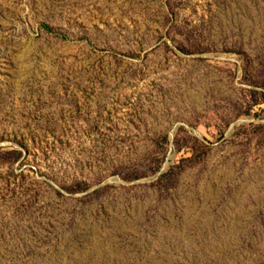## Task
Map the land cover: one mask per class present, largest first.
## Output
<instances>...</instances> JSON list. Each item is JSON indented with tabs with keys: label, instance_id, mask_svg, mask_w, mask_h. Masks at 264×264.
Wrapping results in <instances>:
<instances>
[{
	"label": "rangeland",
	"instance_id": "374dc122",
	"mask_svg": "<svg viewBox=\"0 0 264 264\" xmlns=\"http://www.w3.org/2000/svg\"><path fill=\"white\" fill-rule=\"evenodd\" d=\"M0 264H264V0H0Z\"/></svg>",
	"mask_w": 264,
	"mask_h": 264
}]
</instances>
